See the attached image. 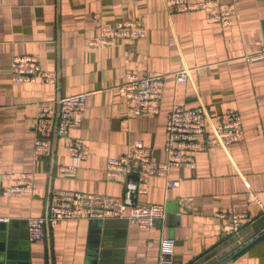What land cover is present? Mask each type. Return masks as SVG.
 <instances>
[{
  "label": "crops",
  "instance_id": "1",
  "mask_svg": "<svg viewBox=\"0 0 264 264\" xmlns=\"http://www.w3.org/2000/svg\"><path fill=\"white\" fill-rule=\"evenodd\" d=\"M236 8L223 26L202 9L169 13L165 0H0V172L35 171L33 194L0 197V264H159L163 237L175 239L174 264H264V60L248 59L264 43V0H236ZM119 21H133L145 36L90 44ZM24 55L57 69L58 84L15 82L12 62ZM186 67L190 80L176 83L174 73ZM129 72L167 75L157 112L129 114L119 90ZM79 93H88L86 108L69 137L35 166L38 105ZM174 103L205 105L213 117L233 109L244 131L228 148L198 152L194 169L173 167L178 187L149 179L138 203L164 205L163 222L144 228L125 219L56 220L43 239H29L27 221L45 215L51 189L123 195V182L107 178V161L137 140L165 162ZM71 139L87 145L86 159L71 155ZM62 165L76 171L63 173ZM220 211L250 220L228 233Z\"/></svg>",
  "mask_w": 264,
  "mask_h": 264
},
{
  "label": "built area",
  "instance_id": "2",
  "mask_svg": "<svg viewBox=\"0 0 264 264\" xmlns=\"http://www.w3.org/2000/svg\"><path fill=\"white\" fill-rule=\"evenodd\" d=\"M169 13L202 9L207 18L223 26H228L237 14L236 0H165ZM145 31L133 21H119L114 25L101 28L98 39L90 44L95 47L113 46L114 39H134L145 36ZM250 61L264 60V43L259 52L248 55ZM191 68H184L174 73L176 83H187L191 77ZM11 75L15 82L46 81L58 84L59 71H46L37 56H16L12 62ZM167 75L138 76L133 72L126 75V80L119 87L129 105V114L137 115L157 112L160 108ZM88 93L73 95L59 94L54 100L40 103L35 125L34 164L53 155L55 143L60 138H67L76 118L81 115L87 102ZM242 115L228 110L213 117L205 105L187 108L174 103L168 116L166 128L165 162H158L153 157V149L143 141L137 140L129 151L107 161L108 180L124 183L125 191L121 196L99 195L92 193L64 192L51 189L47 199L45 215L29 218V239L41 240L45 236L47 225L56 220H109L125 219L131 224L152 228L166 219L164 205H140L139 195L149 193L148 181L153 176H161L166 187H178L181 179H172L173 167L194 169L196 154L215 147L228 148L243 135ZM88 147L82 141L70 140V153L73 157L86 159ZM63 173H74L76 167L60 166ZM35 171L0 172V197H21L35 191ZM218 217L227 222L228 233L243 228L250 220L242 212L220 211ZM175 239L163 237L160 242L159 264H174Z\"/></svg>",
  "mask_w": 264,
  "mask_h": 264
},
{
  "label": "water",
  "instance_id": "3",
  "mask_svg": "<svg viewBox=\"0 0 264 264\" xmlns=\"http://www.w3.org/2000/svg\"><path fill=\"white\" fill-rule=\"evenodd\" d=\"M4 222H5V221H4ZM27 223H28V221H27ZM263 236H264V235L260 236L259 238H262ZM259 238H258V239H259Z\"/></svg>",
  "mask_w": 264,
  "mask_h": 264
},
{
  "label": "trees",
  "instance_id": "4",
  "mask_svg": "<svg viewBox=\"0 0 264 264\" xmlns=\"http://www.w3.org/2000/svg\"><path fill=\"white\" fill-rule=\"evenodd\" d=\"M124 184V183H123Z\"/></svg>",
  "mask_w": 264,
  "mask_h": 264
}]
</instances>
